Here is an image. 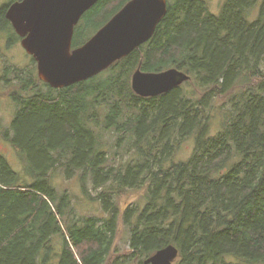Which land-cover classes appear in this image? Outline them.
Segmentation results:
<instances>
[{
  "label": "trees",
  "instance_id": "obj_1",
  "mask_svg": "<svg viewBox=\"0 0 264 264\" xmlns=\"http://www.w3.org/2000/svg\"><path fill=\"white\" fill-rule=\"evenodd\" d=\"M126 1L93 6L97 28ZM259 1L225 0L218 15L203 0L167 3L149 41L63 89L15 69L10 79L4 69L0 82L18 109L2 136L21 170L0 154V264H55L57 257L58 264H143L170 245L178 250L174 264H264V0L257 17H247ZM88 19L73 37L92 25ZM170 68L190 79L158 97L132 91L137 69ZM214 121L219 130L211 135ZM190 137L192 153L174 162ZM57 170L76 177L108 217L75 219L69 195L52 185ZM140 190L144 204L121 211ZM120 217L129 250L110 257Z\"/></svg>",
  "mask_w": 264,
  "mask_h": 264
},
{
  "label": "water",
  "instance_id": "obj_2",
  "mask_svg": "<svg viewBox=\"0 0 264 264\" xmlns=\"http://www.w3.org/2000/svg\"><path fill=\"white\" fill-rule=\"evenodd\" d=\"M100 0H23L6 11L20 46L36 63L38 79L63 89L91 79L149 41L167 12V0H130L87 42L72 49L74 29ZM190 79L170 68L161 72L137 69L131 89L139 97H158ZM178 250L170 245L143 264H174Z\"/></svg>",
  "mask_w": 264,
  "mask_h": 264
},
{
  "label": "rangeland",
  "instance_id": "obj_3",
  "mask_svg": "<svg viewBox=\"0 0 264 264\" xmlns=\"http://www.w3.org/2000/svg\"><path fill=\"white\" fill-rule=\"evenodd\" d=\"M12 1H16V0H0V11L4 6H6ZM121 1L122 0H110L108 8H114L115 6H118L119 2ZM173 1L174 0H168V3H171ZM203 1L207 4L209 12L213 15H218L220 13L225 2V0H203ZM260 4H261V0L258 2V4H256V6H254L248 12L247 17L250 21L254 20L257 17ZM93 10L94 9H90L88 12H86L85 14L87 15L90 14L89 17L83 16V18H81V20L77 24V26H82V28L85 27L87 23L86 21L87 18L91 19L90 22L92 23V25L88 24V27L85 28L83 31H81V33H83L82 35H75L73 37L72 43L74 46L75 44L78 45L79 43H82L81 45H83L101 28L100 27L98 29L97 28L98 26H96L97 22H94V20H97L98 19L97 17H99V11L95 13V11ZM104 17L102 18V20L104 19ZM6 68L10 70V73L7 74V77H9L10 79H13L15 77V74L12 73L14 69L22 74L37 76V69L34 62H31L29 56H27L23 52L21 46L17 43L16 35L11 29V27L4 20L0 19V77L4 72V69ZM17 109L18 107L8 95V90L6 89L5 82H0V154H2L7 159L11 167L18 172L21 170V163L18 160V157L14 153L10 144L6 142L2 136L5 131L10 130ZM217 130H219V124L217 121H214V125H212L211 127V135L216 134ZM105 139L109 143V147L114 142V137L112 136H107ZM193 146H194V139L193 137H190L185 142H183L180 149L173 158V161L174 162L185 161L192 153ZM123 157L126 158V155ZM110 160L112 161L111 164L113 166H118L120 164V157H118L117 155H115L114 157L113 156L110 157ZM51 181H52V185L56 188V190L60 194L66 192L69 195L71 200L69 209L72 211L75 219H86V218L103 219L108 217L103 212L102 207L99 205V203L91 202L85 196H83L80 190L78 179L76 177L68 180L63 176L60 170L59 171L57 170L53 173ZM91 194L93 196L96 195L94 191H92ZM144 196H145V191L143 190L130 192L129 196L124 198L123 203L120 204L121 211L130 207L132 204L135 203L142 204L145 201ZM59 224L62 226L63 229L65 225L64 221L59 219ZM116 226H117V230L111 247L112 254L110 255V257H112V255L119 256L121 254L127 253L129 250L128 247L129 230L123 224L121 217L117 221ZM57 239L60 238L54 236L52 242L56 243L58 241ZM57 247L58 245H55V253L58 251ZM74 253L75 255H77L76 251H74Z\"/></svg>",
  "mask_w": 264,
  "mask_h": 264
},
{
  "label": "flooded vegetation",
  "instance_id": "obj_4",
  "mask_svg": "<svg viewBox=\"0 0 264 264\" xmlns=\"http://www.w3.org/2000/svg\"><path fill=\"white\" fill-rule=\"evenodd\" d=\"M21 1H23V0L12 1V2H10L9 4H7L6 6H4V8H5L4 16H5V14H6V11L8 10V8H9L11 5H13L14 3H17V2H21ZM100 1H101V0H100ZM100 1H99V2H100ZM129 1H130V0L126 1V3L129 2ZM99 2H98V3H99ZM126 3H125V4H126ZM167 3H168V0H167ZM125 4H124V5H125ZM124 5H123V6H124ZM123 6H122V7H123ZM94 7H95V5H94ZM122 7H121V8H122ZM91 9H93V7H92ZM118 11H119V10H118ZM118 11H117V12H118ZM117 12H116V13H117ZM116 13H115V14H116ZM115 14H114V15H115ZM13 31H14V30H13ZM14 33H15V32H14ZM15 35H16V33H15ZM16 38H17V43L20 45L21 38L18 37L17 35H16ZM72 49H74V48H72ZM22 50H23V49H22ZM23 52H24V50H23ZM24 53H25V52H24ZM25 54H26V53H25ZM26 55H27V54H26ZM27 56H29V55H27ZM29 58L31 59V62H34L35 66H36V63H35V61L33 60V58H32L31 56H29ZM110 252H111V254H112L111 249H110ZM58 262H59V261H58V257H57V258H55V264H58Z\"/></svg>",
  "mask_w": 264,
  "mask_h": 264
}]
</instances>
